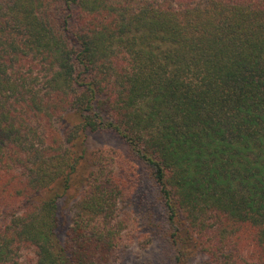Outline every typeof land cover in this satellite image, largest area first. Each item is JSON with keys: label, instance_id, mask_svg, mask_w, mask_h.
Instances as JSON below:
<instances>
[{"label": "trees", "instance_id": "1", "mask_svg": "<svg viewBox=\"0 0 264 264\" xmlns=\"http://www.w3.org/2000/svg\"><path fill=\"white\" fill-rule=\"evenodd\" d=\"M134 236L140 264H264V0H0V264Z\"/></svg>", "mask_w": 264, "mask_h": 264}, {"label": "rangeland", "instance_id": "2", "mask_svg": "<svg viewBox=\"0 0 264 264\" xmlns=\"http://www.w3.org/2000/svg\"><path fill=\"white\" fill-rule=\"evenodd\" d=\"M88 146L90 152L103 151L104 148L106 150L112 148L121 149L124 147L121 141L112 133L90 134L88 138ZM137 181H138V177L136 178V180L134 179V182L137 186V193L135 194L136 197L134 200L135 204L132 205L131 200L129 201L126 200L121 205V208L123 209L124 213H126L127 215L126 217L129 218V220L126 223L130 226L129 227L130 231L131 229L133 230L132 225L134 221L138 219L136 218V216L138 217V197L141 196V194H146V196L150 200V203L157 204L156 200L154 199L155 187L153 186V184L149 181L140 182V188H138ZM75 197H77L76 190H73L71 193H69L68 196H65L64 203L62 206L63 209L67 208V206L69 205L68 203L71 200H73ZM127 242L128 243L126 250L119 256L115 264H140L141 261L148 255L147 251L140 249L138 247V244L136 242V236H134L131 240L129 239ZM188 264H213V263L210 262L207 255H204L203 253L197 251V249H194L192 251V256L188 260Z\"/></svg>", "mask_w": 264, "mask_h": 264}]
</instances>
